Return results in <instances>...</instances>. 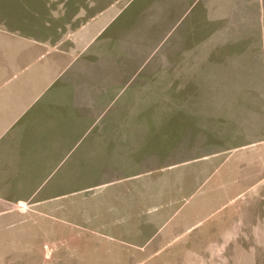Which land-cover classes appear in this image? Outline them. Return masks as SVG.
Returning <instances> with one entry per match:
<instances>
[{"label":"rangeland","instance_id":"rangeland-1","mask_svg":"<svg viewBox=\"0 0 264 264\" xmlns=\"http://www.w3.org/2000/svg\"><path fill=\"white\" fill-rule=\"evenodd\" d=\"M209 2H214L218 9L201 15L200 9ZM110 5L109 12L115 10L120 14L98 37L94 48L102 46L104 59L117 55L119 85L104 96L103 112L87 129L86 137H101L104 143L96 146L91 155L94 159L83 161L86 175L81 182L79 177H72L71 184L77 188L98 183V168L108 163L118 166L122 178L103 188L96 198L101 205L95 210L87 203L84 207L71 203L75 207L65 216L76 222L86 216L87 224L64 226L56 221L48 236L45 231H49V226H43L37 240L14 242L22 248L31 245L28 256H20L22 248L3 251L12 242H1L0 264H255V253H260L256 244L264 247L260 234L253 233L246 242L245 256L228 253L222 247L228 242L227 229L235 218L242 217L245 203L264 212V200L256 198V193L263 189L264 175L260 171L259 175L245 179L241 173L246 166L240 160L223 159L226 152L241 146L246 138H256L257 129L264 126V0H0V26L26 25L33 35L53 39L69 33ZM168 6H172L171 12ZM159 13L162 32L149 33L151 54L137 60L133 50L129 53L126 47L123 51L127 55L123 56L120 34L130 32L128 23L132 25L146 15L155 21ZM198 22L206 33L197 34L199 40L207 38L209 29H223L208 39L213 37L217 42L216 50L222 52L219 59L225 60L226 72L224 79H209L212 91L207 96L206 91L205 96L192 95L200 94L199 86L207 88L206 78L192 80L190 71L185 70L190 65H174L192 55L197 38L191 30ZM235 28L236 32H232ZM243 31L244 36L252 38L241 44ZM109 36H115L112 49L106 43ZM153 36H158L155 41ZM251 45L254 51L249 52L255 55L244 56L245 48ZM127 58L129 71L122 68ZM241 59L253 63L251 73L238 72L244 68ZM222 83L228 88L224 96L219 95ZM250 84L253 89L247 88ZM218 107L224 112H218ZM249 127L254 130L251 135L242 132ZM73 156L65 165L76 162ZM225 188L228 190L224 191ZM96 190L84 194L91 195ZM111 201H124L123 210L118 212L122 222L127 212L134 226L145 222V230L138 234L135 230L134 240L127 242L140 245L142 237L151 238L144 250L102 237L111 233V214L105 207ZM127 201L131 210L127 209ZM199 202H206V207L190 205ZM182 203L185 205L175 213ZM224 203L227 204L216 208ZM96 211L98 216L93 220ZM250 213L248 208L247 216ZM162 216L168 219L165 233L161 239L154 238L162 225ZM193 223L197 224L190 227ZM254 225L264 229V225ZM139 227L142 226L135 228ZM118 235L127 240L122 232Z\"/></svg>","mask_w":264,"mask_h":264},{"label":"crops","instance_id":"crops-1","mask_svg":"<svg viewBox=\"0 0 264 264\" xmlns=\"http://www.w3.org/2000/svg\"><path fill=\"white\" fill-rule=\"evenodd\" d=\"M168 7L171 12L172 6ZM111 8L110 5L100 10L69 33L53 39L33 35V30H26V25L22 28L21 26L16 28L0 26V244L12 242L9 247L5 245L3 251H17L22 248L16 245V242L37 240L43 232V226H49V231H45L48 236L51 231L53 232L56 221L64 226H76L82 224L81 222L87 224L86 216L82 215L81 221L76 222L66 217L65 213H69L72 207V194H84L92 190L86 185L72 188L71 178L79 177L81 182V177L86 175L83 161L94 159L92 154L96 146L104 143L101 137H86L87 129L93 125L97 114L103 112L104 96L109 91L117 90L119 85L118 58L114 59L110 54L107 56L108 59H104L100 51L102 46L94 48L98 37L109 23L113 22L115 16L120 14V11L115 10L109 12ZM217 9L214 2H209L199 12L205 15ZM227 14L231 19V14L229 12ZM160 18L162 17L159 13L157 20L152 21V17L149 16L147 20L143 18V22L140 23L137 46L142 55L147 52L149 56L151 48L149 27L154 25L158 35L162 32V30L159 31ZM128 28L129 31V23ZM220 30L222 33L223 29H209L207 38L199 40L197 34L206 33L202 31L201 24L196 23L191 30L196 33L197 38L191 50L192 55L184 56L182 63L181 60L175 61V64L172 62L175 66L190 65L185 67V70L190 71L192 80L206 78L207 88L199 86L197 91H200V94L195 92L193 96H205L204 91L207 96V92L212 91L208 83L209 79L212 80L216 76H222L221 79H224L226 62L224 59H219L222 52L216 50L219 47L217 42L213 40V37L208 39ZM232 32H236V28ZM263 32L264 28L261 26V33ZM114 38L115 36H109V40L106 41L110 48ZM125 38L127 50L134 49L136 39L132 32L127 33ZM251 38L248 35L244 36L243 31L241 44L248 42ZM236 39L239 41L238 37ZM178 44L180 43H176ZM245 50L247 52L244 56L255 55L249 52L254 51L252 45ZM196 52L197 54L194 55ZM241 60L244 68H240L238 72L241 71L243 75L251 73L253 63L249 64L246 59ZM125 67L129 71L128 58L126 63L122 64V68ZM176 72L178 70L175 74ZM122 76H126L124 70ZM247 88L253 89V84L247 85ZM219 90L221 91L219 95L224 96L228 88L222 83ZM216 109L220 113L224 112L220 110L221 107ZM257 130L256 138H246L241 146L226 152L223 159L224 161L232 158L240 160L241 164L246 166L241 173L245 179L259 175L260 171L264 175V126ZM242 132L251 135L254 130L249 127ZM81 143L84 144L82 148ZM79 147L80 150H78ZM72 155H74L73 161L76 162L65 165ZM159 181L162 183L161 180ZM262 188L256 193L258 201L264 200V185ZM97 189L102 190L103 185ZM227 190V188L224 189V191ZM77 203H80L82 207L85 203L91 204L96 209L98 205H101L99 202L94 205V202L88 201ZM122 203L124 201H111L105 206L107 212L111 214L109 225L111 233L102 236L117 244L120 243L119 245L133 241L135 230L137 234L145 230L143 220L137 224L142 227L135 228L137 226H134V221L131 222L130 212H127L125 222L120 220L118 212L123 210ZM253 203L258 206L256 202ZM225 204L227 203L216 208H221ZM183 205L185 203L178 206L175 213ZM190 205L202 208L206 207V202ZM244 205L242 217L235 218L227 229L228 242L222 247L223 250H228V253L238 252L240 256L246 255V242L250 240L253 233L264 237V229L254 225V223L264 225L263 209L258 211L253 208L255 206L252 203L248 202ZM126 206L128 210H131L128 201ZM248 208L251 209L249 216H247ZM96 213L93 220H96L98 216V211ZM163 216L162 225L155 231L154 238L161 239L165 233L168 219H163ZM197 223H193L190 227ZM119 232L125 234L127 240L121 239ZM150 239L142 237L140 245H129L141 251L146 248ZM255 248H258L260 253H255L258 255L255 256L254 263L264 264V259L261 258V256L264 257V247L257 243ZM20 250H24L18 252L20 256H28L32 248L29 245ZM192 264L195 263L192 262Z\"/></svg>","mask_w":264,"mask_h":264},{"label":"trees","instance_id":"trees-1","mask_svg":"<svg viewBox=\"0 0 264 264\" xmlns=\"http://www.w3.org/2000/svg\"><path fill=\"white\" fill-rule=\"evenodd\" d=\"M149 16L146 15L143 18H145L147 20ZM141 20H139L137 22L135 21L132 25H130V31L132 32V34L134 35V37L136 39L135 40V47H134V49L132 48L131 50H133V54L136 55L135 57H136L137 60H141L143 57L148 56L147 52L145 53V55H142L141 50L137 46V43H138L137 38H138L139 33H140V23L143 22L144 19L142 21ZM152 26L153 25H151L149 27L150 33L154 32V34H156L157 32H155V30H152ZM122 31H125V29H122ZM126 35H127L126 33L120 34V40L123 43V45L121 46V48H122L121 52L123 53V56H125V54H126V51H123V49L126 48V42H125ZM148 36H149V34H148ZM157 37L153 36L152 39L155 41ZM151 44H154V43L152 42ZM151 48H153V46ZM151 48H150V50H151ZM128 52L131 53L130 49L128 50ZM149 54H151V53L149 52ZM113 57H114V59L118 58L117 55L113 56ZM119 57H120V55H119ZM174 74H175V72H174ZM172 77H173L172 80L175 81V77L173 76V74H172ZM121 141H123V139L119 140V143H121ZM117 169H118V166L116 164H112L111 165V163H108L107 165L101 166L100 168H98V171H97V173H99L98 174V183L95 182L94 184H91L88 187H91V188L93 187L92 188V190H93V189H97L101 185H103V188H105L109 184L120 180V178H122V176L118 173ZM102 191H103V189L102 190H96V192L91 193V195L81 194V193L72 194L71 195V201H72V203H76V202H79V201H88V202H94V205H95V203L99 201L98 200L99 198L98 199H96V198L98 196H100V192H102ZM87 206H89V207H91L92 209L95 210V207L93 208V205L89 204ZM73 207L74 206H72V208Z\"/></svg>","mask_w":264,"mask_h":264}]
</instances>
